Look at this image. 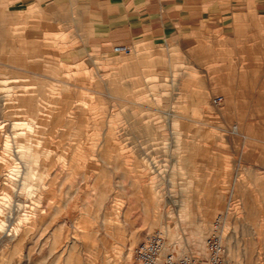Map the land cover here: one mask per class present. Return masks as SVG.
I'll list each match as a JSON object with an SVG mask.
<instances>
[{
  "label": "rangeland",
  "instance_id": "rangeland-1",
  "mask_svg": "<svg viewBox=\"0 0 264 264\" xmlns=\"http://www.w3.org/2000/svg\"><path fill=\"white\" fill-rule=\"evenodd\" d=\"M90 18L0 0V264H133L167 225L199 254L219 215L264 264V16L121 49Z\"/></svg>",
  "mask_w": 264,
  "mask_h": 264
},
{
  "label": "crops",
  "instance_id": "crops-1",
  "mask_svg": "<svg viewBox=\"0 0 264 264\" xmlns=\"http://www.w3.org/2000/svg\"><path fill=\"white\" fill-rule=\"evenodd\" d=\"M13 5L76 2L91 16L95 38L114 49L138 40L213 32L230 22L262 23L264 0H8ZM244 18H249L244 20Z\"/></svg>",
  "mask_w": 264,
  "mask_h": 264
},
{
  "label": "built area",
  "instance_id": "built-area-1",
  "mask_svg": "<svg viewBox=\"0 0 264 264\" xmlns=\"http://www.w3.org/2000/svg\"><path fill=\"white\" fill-rule=\"evenodd\" d=\"M214 103L221 105L223 97H216ZM222 221L223 216L219 215L199 254L193 250L176 251L168 239L169 225L147 233L133 250V264H226L227 247L220 231Z\"/></svg>",
  "mask_w": 264,
  "mask_h": 264
},
{
  "label": "bare ground",
  "instance_id": "bare-ground-1",
  "mask_svg": "<svg viewBox=\"0 0 264 264\" xmlns=\"http://www.w3.org/2000/svg\"><path fill=\"white\" fill-rule=\"evenodd\" d=\"M215 100V99H214Z\"/></svg>",
  "mask_w": 264,
  "mask_h": 264
}]
</instances>
